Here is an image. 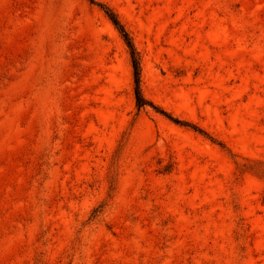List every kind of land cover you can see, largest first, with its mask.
<instances>
[{
	"label": "rangeland",
	"instance_id": "obj_1",
	"mask_svg": "<svg viewBox=\"0 0 264 264\" xmlns=\"http://www.w3.org/2000/svg\"><path fill=\"white\" fill-rule=\"evenodd\" d=\"M0 264H264V0H0Z\"/></svg>",
	"mask_w": 264,
	"mask_h": 264
},
{
	"label": "trees",
	"instance_id": "obj_2",
	"mask_svg": "<svg viewBox=\"0 0 264 264\" xmlns=\"http://www.w3.org/2000/svg\"><path fill=\"white\" fill-rule=\"evenodd\" d=\"M88 1L93 3V0H88ZM101 7L103 8L104 13L107 15V17L112 22L114 27L119 32L122 40L124 41V43L128 49L130 63L132 66V71H133L134 98H135L136 107L140 109V108L149 106V107L153 108L154 110H156V112L162 114L163 116H165L166 118H168L169 120H171L172 122H174L176 124L183 125V126H189L193 130H197L199 132H202L197 127L190 125L187 122L181 121L175 117H172L169 113H167L164 110L160 109L159 107L153 105L149 100H147L143 96L142 90H141V85H140V79H141L140 58H139V53L133 44L132 38L129 35V33L126 31V29L124 28L123 24L118 19L116 13L111 8H109L107 6H101Z\"/></svg>",
	"mask_w": 264,
	"mask_h": 264
}]
</instances>
